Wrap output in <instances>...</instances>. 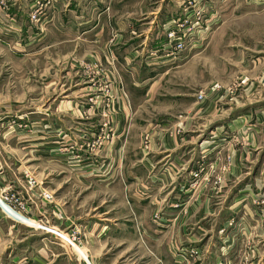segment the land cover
<instances>
[{
    "label": "crops",
    "instance_id": "1",
    "mask_svg": "<svg viewBox=\"0 0 264 264\" xmlns=\"http://www.w3.org/2000/svg\"><path fill=\"white\" fill-rule=\"evenodd\" d=\"M33 1L0 3V192H16L26 200L28 216L55 222L56 230L75 229L85 241L76 250L46 233L50 239L34 255L25 244L31 233L8 228L0 210V264H246L248 248L249 264H264V209L251 210L248 188L226 208L223 201L191 195L192 172L221 152L230 135L221 136L223 123L214 126L212 135L221 137L207 148L213 106L192 102L195 75L184 56L157 53L165 26L145 21L147 5L51 0L35 24ZM256 1L219 4L233 17L246 10L264 17V3ZM261 42L236 53V76L244 80L236 102L247 111L230 125L243 129L252 119L264 144ZM253 153H233L227 181L247 177L251 166L244 162ZM34 163L39 178H46L28 192L24 175L36 174ZM50 178L61 182L54 191L46 187ZM198 187L200 194L207 190ZM41 188L58 196L42 200ZM74 188L87 197L69 195ZM240 219L247 235L229 227Z\"/></svg>",
    "mask_w": 264,
    "mask_h": 264
},
{
    "label": "rangeland",
    "instance_id": "2",
    "mask_svg": "<svg viewBox=\"0 0 264 264\" xmlns=\"http://www.w3.org/2000/svg\"><path fill=\"white\" fill-rule=\"evenodd\" d=\"M1 1L2 0H0V3ZM50 1L51 0H41V4H43L41 11L50 4ZM256 2L263 4L264 0H257ZM35 3L36 0L33 1V4ZM142 3H144V5L146 4L150 11V14L145 16V21L154 20L156 21L155 24L161 27L165 26L164 34L159 36V39H162L163 42L160 52L157 53H162L168 58H179L184 56L182 57V61L190 62L192 74L195 75L192 82V102L209 101L213 106V113L211 114V118L208 116V126L204 133L206 138L204 140L207 142V148L210 149L215 144L216 139H218L217 137H219L217 134L212 135L213 132H215L214 126L223 123L225 126L223 130L220 131L221 136L230 135V140L224 143L225 147L221 152L218 151L217 154L206 157L202 164L199 165L198 171L192 172V183L190 184L192 187L191 195H205L211 200V203L213 202L216 204L219 201H223L224 208H226L233 199L239 196L243 189L248 188L250 194L247 196L249 197L247 203H250L248 204L251 210L257 209L256 211L262 213L264 209V144L260 140V127L255 125L252 119H243L246 123L243 129L239 130L235 129L230 123H232L240 113L247 111L244 110L245 107L241 108L236 102L239 96V90L244 82V80L238 79L236 76L238 71L235 65L237 61L236 53L238 50L241 53H248V49L255 46L254 44L258 42L262 43V39L264 40V20L261 18L264 17H262L261 14L263 13H248L246 10L233 17L231 11L227 10V12L222 10L219 0H178L177 4H179V6L175 11H169L172 0H137V3L132 2L134 6L137 4L141 5ZM225 5H227V9L228 4ZM251 9L253 8L251 7ZM171 12L174 14H176L175 12L178 13L176 14L177 17L174 18L171 23L175 21L179 25H183L188 31L191 30V32H193L195 29L196 33L198 32V35H194L190 40L186 38L185 49L182 52L167 48L166 30L170 28L171 23H164V18L171 15ZM139 19H143V16ZM199 95H202V99H199ZM258 96H263V93H258ZM17 126L21 129L25 127L22 124L21 126ZM253 131L257 134L256 138L255 136L254 138L250 137V133ZM17 149L19 148L17 147ZM233 150L246 154L255 151L252 154L253 158L252 160L250 159L249 164L248 160L244 162L245 166L251 167L248 169L249 172L247 177L241 180L240 183L227 181L225 177L230 173L229 168L232 166L233 153H236ZM19 154V159H22L23 152L21 150ZM34 166L36 168V174H34V176L29 174L24 175L28 192L33 190L28 188V177L38 180H36L37 187H39L38 182H42L46 178L45 176L43 179L39 178V164L34 163ZM197 172H199V176L198 178H194L193 175ZM22 178L23 174H21V179ZM48 181L51 182L49 184L52 185H46V187L51 191L56 190L61 183L59 180L54 182V178H50ZM201 184L207 186L206 192L202 194L197 190L199 189L198 186ZM41 189L53 196L52 201L55 200L56 194L58 196L59 193L53 194L50 190L45 188ZM62 191H60V193H62ZM64 191H67V193L69 192L68 189H64ZM70 191L71 194L69 195H72V192H74V196L78 195V192L80 193V197L77 198L78 200L87 197L85 190L74 188L73 190L70 189ZM7 193L17 197L23 205L21 207L18 204H13L12 207H15V209L12 208V210L0 202V210L3 212L5 218L4 224H6L8 228L15 226L14 228H16L17 232L25 233L26 230L29 232L28 234L31 233L30 239L25 244H29L32 253L36 255L37 251H39V246H42L41 243L44 245L45 241H47L45 239H50V237L46 235V232L42 231L41 224L39 223L41 221L40 218H31L25 213L28 210L26 200L16 192L9 190L1 191L0 195ZM10 214L13 216L16 215L17 219L11 217ZM243 223L244 221L241 219L239 221L231 220L229 227L237 225L240 231L244 232L245 228ZM45 225L49 227V233L47 234L50 236L52 235L67 248H74L77 250L80 245L82 246L84 244V238H80L79 232L75 229L70 230L63 226V228L56 230L55 222ZM59 234L64 238L60 239L58 237ZM244 234L247 235L248 232L247 234L244 232ZM68 238L72 241L71 245L68 243ZM49 243H47L49 246L55 247L52 245L53 242H51V240ZM245 252L242 253L244 262L246 264L252 263V252H250L249 248L248 251L245 250ZM80 254L85 257L84 251H81ZM181 255L183 256V253H181ZM261 255L263 256V254ZM2 257L3 262L5 261V263H7V252H4ZM22 260V258L19 259V261Z\"/></svg>",
    "mask_w": 264,
    "mask_h": 264
},
{
    "label": "built area",
    "instance_id": "3",
    "mask_svg": "<svg viewBox=\"0 0 264 264\" xmlns=\"http://www.w3.org/2000/svg\"><path fill=\"white\" fill-rule=\"evenodd\" d=\"M1 4H4V0L1 1ZM34 7L35 8L31 13L30 20L36 24L43 20L41 19V15H42L41 0H36ZM197 33L195 29L193 32H191V30L188 31L186 30V28H184L183 25H179L177 22L173 21L171 23L170 28L166 30V41L168 43L167 48H169L170 50H175L177 52H182L185 49L186 38L187 40H190L194 35H198ZM199 99H202V95H199ZM92 147H94V145ZM198 176H199V172L193 175L194 178H198ZM27 183H28V188L30 190L37 188L36 180L34 178L28 177ZM40 197L47 202H51L53 200V196H51V194H48V192L43 190L40 192ZM0 202L5 206H7V208L9 209L12 208L15 209V207H12L13 204H18L21 207L23 205V203H21V201L17 197H15L14 195H9V193L0 195ZM39 223L41 224L40 226L42 228V231L49 233L48 232L49 227H47L45 224L41 222ZM60 234L58 235V237L60 239H63L64 237H62ZM68 241H69L68 243L71 245L72 241L70 239Z\"/></svg>",
    "mask_w": 264,
    "mask_h": 264
}]
</instances>
